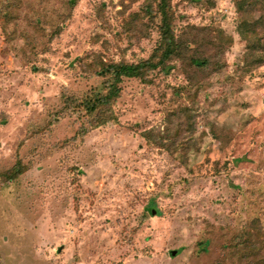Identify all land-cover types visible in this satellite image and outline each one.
Here are the masks:
<instances>
[{
    "label": "rangeland",
    "instance_id": "obj_1",
    "mask_svg": "<svg viewBox=\"0 0 264 264\" xmlns=\"http://www.w3.org/2000/svg\"><path fill=\"white\" fill-rule=\"evenodd\" d=\"M159 2L0 0V264H217L244 230L264 242V0H170L180 58L85 108L103 64L160 47Z\"/></svg>",
    "mask_w": 264,
    "mask_h": 264
},
{
    "label": "trees",
    "instance_id": "obj_2",
    "mask_svg": "<svg viewBox=\"0 0 264 264\" xmlns=\"http://www.w3.org/2000/svg\"><path fill=\"white\" fill-rule=\"evenodd\" d=\"M169 1L160 0L158 7V12L161 17L160 47L153 52L149 59L137 64L112 63L106 66L103 64L97 75L108 78V91L104 96L99 97L96 102L91 100V103L85 105L89 113L98 112L97 110L99 108H102V113L109 112L110 104L119 96L120 89L118 86L122 80L138 79L144 84L149 83L147 79L149 73L158 68H160L162 73H167L170 70L167 61L173 58L178 59L180 58L179 55L183 54L181 51L178 56L176 54L178 45L174 40L171 30ZM194 65L202 67L205 64L200 61H195ZM106 122L107 118L103 120V123ZM16 166L19 168V164ZM19 169L15 168L13 172L10 171L8 173L10 176L9 179L21 174V170ZM2 179H4L3 175ZM258 237V232L253 237L248 230H244L236 242L230 244L225 250H222L223 257L217 264H264V255L261 254L262 249H264V242H261Z\"/></svg>",
    "mask_w": 264,
    "mask_h": 264
}]
</instances>
